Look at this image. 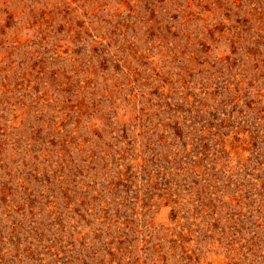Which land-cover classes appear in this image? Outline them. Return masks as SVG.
Masks as SVG:
<instances>
[{
    "label": "rangeland",
    "instance_id": "374dc122",
    "mask_svg": "<svg viewBox=\"0 0 264 264\" xmlns=\"http://www.w3.org/2000/svg\"><path fill=\"white\" fill-rule=\"evenodd\" d=\"M0 264H264V0H0Z\"/></svg>",
    "mask_w": 264,
    "mask_h": 264
}]
</instances>
